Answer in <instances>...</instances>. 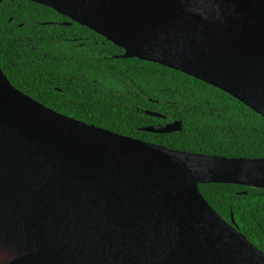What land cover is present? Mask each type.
<instances>
[{
	"label": "water",
	"instance_id": "obj_1",
	"mask_svg": "<svg viewBox=\"0 0 264 264\" xmlns=\"http://www.w3.org/2000/svg\"><path fill=\"white\" fill-rule=\"evenodd\" d=\"M27 1L122 49L116 59L178 71L264 119V0ZM142 130L180 132L181 122ZM205 184L264 190V158L181 152L85 124L0 69V264H264L205 201Z\"/></svg>",
	"mask_w": 264,
	"mask_h": 264
},
{
	"label": "trees",
	"instance_id": "obj_2",
	"mask_svg": "<svg viewBox=\"0 0 264 264\" xmlns=\"http://www.w3.org/2000/svg\"><path fill=\"white\" fill-rule=\"evenodd\" d=\"M102 36L27 0L0 2V69L46 108L115 134L171 150L264 158V119L228 94L137 59ZM146 111L162 118L150 117ZM181 122V131L142 129ZM211 208L264 253V190L199 185ZM247 192L246 195L242 194Z\"/></svg>",
	"mask_w": 264,
	"mask_h": 264
}]
</instances>
